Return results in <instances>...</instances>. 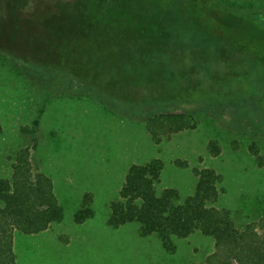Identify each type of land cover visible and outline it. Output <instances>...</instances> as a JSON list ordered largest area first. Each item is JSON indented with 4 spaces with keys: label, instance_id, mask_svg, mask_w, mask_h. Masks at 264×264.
<instances>
[{
    "label": "rangeland",
    "instance_id": "374dc122",
    "mask_svg": "<svg viewBox=\"0 0 264 264\" xmlns=\"http://www.w3.org/2000/svg\"><path fill=\"white\" fill-rule=\"evenodd\" d=\"M76 10L93 32L81 40L89 51L79 38L78 48L53 42L51 31L79 37L69 29ZM0 41L24 56L0 47V178L36 137L32 165L63 208L42 232H13L17 264H203L210 236L174 238L169 253L135 223L107 225L129 166L153 159L163 162L158 190L181 197L194 191L193 168H213L222 177L214 205L263 230L264 0H0ZM57 50L53 68L43 52ZM168 112L196 126L156 142L146 122ZM85 194L93 216L77 223Z\"/></svg>",
    "mask_w": 264,
    "mask_h": 264
},
{
    "label": "trees",
    "instance_id": "16d2710c",
    "mask_svg": "<svg viewBox=\"0 0 264 264\" xmlns=\"http://www.w3.org/2000/svg\"><path fill=\"white\" fill-rule=\"evenodd\" d=\"M80 17L79 10H76L75 17H72L76 20V25L69 28L82 30L79 37L70 31L66 34L57 32L59 35L51 31L54 33L52 38H56L53 42L62 40L67 45L70 43L69 48H78L79 38L80 48L89 51L81 45V40L85 35L93 37V32L85 16L81 20ZM99 37L100 35L96 36V40ZM0 43V47L15 55V58L24 57L16 56L18 54L12 45L2 41ZM43 53L55 56L50 61L51 67L52 62L60 57L58 50ZM24 65L34 67L32 62ZM78 68L69 67V74L74 76L75 71L79 77ZM177 87L179 90L181 86ZM195 126L196 120L185 112L155 114L146 122V128L156 142ZM37 145L38 139L34 137L31 149H35ZM209 148L211 153L219 151L215 142H210ZM31 149H20L12 163L11 177L0 178V264H17L13 250L14 231L26 235L37 234L63 218V208L54 192L52 180L33 167ZM174 163L178 167L188 165L185 160H175ZM162 169L163 162L160 159L129 166L117 198L109 204V227L117 229L122 225L135 223L141 237L156 236L169 253L176 250L174 238L184 239L199 232L212 237L214 243L213 251L206 256L203 264H264V228L258 232L254 223L237 226L228 209L214 205L221 191L219 184L222 177L219 173L210 167L193 168L197 177L194 191L181 197L176 188L158 190ZM91 201L90 194H85L81 207L74 215L75 222L82 223L93 216Z\"/></svg>",
    "mask_w": 264,
    "mask_h": 264
}]
</instances>
